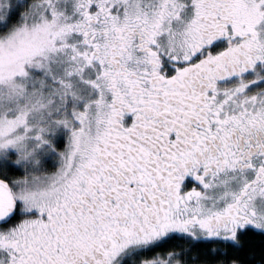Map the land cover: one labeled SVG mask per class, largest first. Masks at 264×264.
<instances>
[{
  "label": "snow or ice",
  "instance_id": "1",
  "mask_svg": "<svg viewBox=\"0 0 264 264\" xmlns=\"http://www.w3.org/2000/svg\"><path fill=\"white\" fill-rule=\"evenodd\" d=\"M0 264H264V0H0Z\"/></svg>",
  "mask_w": 264,
  "mask_h": 264
}]
</instances>
